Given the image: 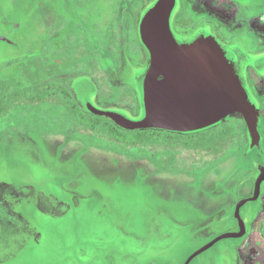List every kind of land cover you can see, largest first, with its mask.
Instances as JSON below:
<instances>
[{
    "label": "rangeland",
    "instance_id": "1",
    "mask_svg": "<svg viewBox=\"0 0 264 264\" xmlns=\"http://www.w3.org/2000/svg\"><path fill=\"white\" fill-rule=\"evenodd\" d=\"M144 1L0 0V79L15 73L20 58L41 50L45 28L58 21L48 45L50 54H65L59 63L69 73L62 79L91 76L104 103L116 92L111 71L121 63L119 50L115 66L107 63L108 20L126 19L120 4L131 2L134 18ZM90 47L100 50L95 64L93 57L79 62L76 56ZM31 97L16 100L0 118V196L10 200L4 210L25 222L0 225V264H183L211 230L232 225L229 209L210 212L207 200L211 191L231 193L239 178L253 176L245 147L233 146L230 158L212 161L210 152L182 147L185 136L162 134L160 145L142 148L116 143L70 125L57 96ZM232 241L220 239L190 264H217L209 255L228 257Z\"/></svg>",
    "mask_w": 264,
    "mask_h": 264
},
{
    "label": "flooded vegetation",
    "instance_id": "2",
    "mask_svg": "<svg viewBox=\"0 0 264 264\" xmlns=\"http://www.w3.org/2000/svg\"><path fill=\"white\" fill-rule=\"evenodd\" d=\"M152 1L143 2L140 11L134 16L135 19L131 15L133 2L124 5L121 3L119 13L125 12L126 19L117 16L108 20V26L109 28L112 26L113 30L106 37L109 43V53H105L107 63L115 66L118 50L120 51L118 54H121L120 66L111 71V74L117 73V79H114L116 92L104 103L98 102L99 88L91 76L84 74L74 78L72 81L74 96L82 108L87 109V105L92 103L104 109H120L126 117L139 114L141 108L139 83L149 63V52L140 40L138 22L141 13ZM171 26L179 40L188 41L201 34L211 35L219 42L231 57L236 74L256 105L259 134L258 144L248 150L250 139L246 124L241 117L235 116L240 120V131L235 132V142L237 148L247 149L243 154L247 163L246 169L252 170L254 174L248 179L239 178L237 186L231 193L211 191L206 210L211 212L225 206L229 209L232 225L222 232L213 233L211 230V236L207 241L191 252L183 264H190L200 253L208 251L220 239L226 238L217 239L223 234H233L227 236L233 238L230 254L228 257L225 253L219 257L211 254L210 259H217V264H264V0H177V9L172 17ZM90 51L94 59L89 63L93 65L97 58L96 52L100 50L90 47ZM76 80L80 81L78 88L74 87ZM187 134L194 139L196 132ZM236 168L237 175L241 167L238 165ZM230 197L233 200L231 204L227 202ZM6 198L0 196V215L2 214L0 225L16 227L25 223L20 213L4 210L10 201ZM223 211H219L217 215L220 221L225 220ZM10 214L15 215L13 218L16 221L7 217ZM213 217L215 218V216L211 218Z\"/></svg>",
    "mask_w": 264,
    "mask_h": 264
},
{
    "label": "water",
    "instance_id": "3",
    "mask_svg": "<svg viewBox=\"0 0 264 264\" xmlns=\"http://www.w3.org/2000/svg\"><path fill=\"white\" fill-rule=\"evenodd\" d=\"M176 9L177 0H153L139 17L140 40L149 52L139 83V114L126 117L120 109L92 103L86 110L110 118L122 129L179 133L201 131L239 116L246 124L251 149L259 141L257 109L231 57L211 35L177 39L171 26ZM229 235L233 234L217 239Z\"/></svg>",
    "mask_w": 264,
    "mask_h": 264
},
{
    "label": "trees",
    "instance_id": "4",
    "mask_svg": "<svg viewBox=\"0 0 264 264\" xmlns=\"http://www.w3.org/2000/svg\"><path fill=\"white\" fill-rule=\"evenodd\" d=\"M60 27L58 21H55L52 26L48 25L42 36L45 43L43 48L20 58L15 73L0 79V118L7 114L16 100H21L20 98L27 94L32 96L31 102L47 101L57 96L59 106L63 108L70 125L80 129L85 126V130L89 134H97L109 141L140 148L160 145V135L162 134L167 138L185 136L186 141L182 143L184 148L210 152L214 157L212 161L224 159L227 156L230 158L229 150L233 146L236 148L238 146L235 142V132L240 131V120L235 117L229 118L228 121H232L229 126L226 125L227 120H225L207 129L196 131L193 139L187 133L160 129H122L110 118L95 115L82 108L74 96L72 82H65L62 79L63 73H69L68 70L64 72L63 66L59 63L65 54L58 51L49 53L48 38ZM112 30L111 26L105 36L107 37ZM90 57H92L91 51L82 56H76L79 62L89 61ZM176 141L178 140H175V143H177Z\"/></svg>",
    "mask_w": 264,
    "mask_h": 264
}]
</instances>
